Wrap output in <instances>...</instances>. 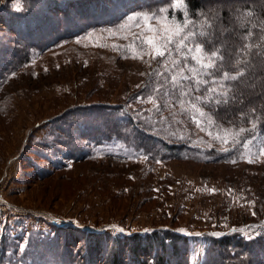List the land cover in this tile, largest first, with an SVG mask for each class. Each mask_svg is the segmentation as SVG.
Listing matches in <instances>:
<instances>
[{
	"label": "rangeland",
	"instance_id": "rangeland-1",
	"mask_svg": "<svg viewBox=\"0 0 264 264\" xmlns=\"http://www.w3.org/2000/svg\"><path fill=\"white\" fill-rule=\"evenodd\" d=\"M22 1L0 0V6L15 10ZM203 1L226 10L235 5V0ZM250 1L264 11V0ZM162 3L166 2L152 4V11L125 9L115 25L89 28L77 40L35 53L26 66L4 79L7 84L0 92V200L8 206L5 211L0 209V251L6 248V256L25 251L23 259L37 256L44 264H62L56 249L63 246L62 235L52 230L50 217L62 220L54 223L57 227L87 232L107 229L109 236L173 229L189 238L190 264H201L207 236L237 231L249 238L264 230V145L255 133L239 143L242 130L254 128L253 124L243 129L226 125L214 132L208 116L202 121L203 130L192 123L189 115L197 103L198 85L185 80L175 98L167 95L175 88L172 77L179 79L182 72L193 76L195 72L188 68L198 65L189 61L185 67L175 50L163 59H152L154 49L147 39L166 42L171 37L178 44L190 35L175 36L182 26L163 12ZM173 7L181 9L182 1L174 0ZM227 21L230 26L231 20ZM191 55L199 56L195 51ZM175 61L180 62L173 68ZM165 67L171 71L165 73ZM260 76L254 79L255 87L248 84L251 94L260 92L264 74ZM152 82V94L162 93L159 98L185 121L193 142L205 149L233 151L228 161L223 157L219 163L211 162L210 157H217L214 153L196 160L159 161L148 171L145 167L151 163L135 158L122 142L92 151L83 143L88 160L74 163L65 158L66 148L55 142L61 137L58 128L75 120L63 117L65 112L80 105L123 103L135 88ZM180 92L188 95L181 97ZM154 95L137 97L130 106H141L149 113L159 102ZM182 108L188 111L182 112ZM11 207L18 213L13 214ZM87 242L83 238L81 243ZM30 243H38L42 250ZM71 249L74 256L84 253L78 246ZM72 264L83 263L77 256Z\"/></svg>",
	"mask_w": 264,
	"mask_h": 264
},
{
	"label": "trees",
	"instance_id": "trees-1",
	"mask_svg": "<svg viewBox=\"0 0 264 264\" xmlns=\"http://www.w3.org/2000/svg\"><path fill=\"white\" fill-rule=\"evenodd\" d=\"M159 1L23 0L15 10L1 5L0 92L7 84L3 82L4 79L26 66L35 53L44 52L57 43L77 40L89 28L104 29L115 25L113 22L119 19L120 12L125 9L152 11V4ZM173 1L162 0L166 2L160 6L163 12L178 20L182 28L186 26L185 34L207 33L209 54L216 48L221 49L224 60L217 76H222L224 72L230 75L244 72L239 80L226 81L224 88H220L219 83L213 84L210 76L201 77L209 82L198 85L199 90H196L194 97L206 96L212 86L221 92L228 91L227 85L231 86L229 97H234L229 99L227 105H221L218 111L215 106L198 105L204 112L215 111L214 117L208 116L215 128L213 131L226 125L243 129L253 124L252 133L244 131L243 136L240 134L241 139H247L255 133L264 145V135H261L264 132V83L260 86V92L253 94L248 87L251 82L255 87L254 79L264 74V11L260 7H253L250 0L242 1L246 3L235 0V5L229 10L211 6L203 0H179L183 7L175 11ZM227 19L231 20L230 26ZM79 21L85 22L84 25H80ZM200 39L203 37H198L196 42ZM154 87L155 82L142 84L123 103L80 105L65 112L63 117L75 119L73 122L67 120L65 126L58 128L57 133L61 137H56L55 142L66 148L65 158L74 163L88 160V150L99 147L101 150L104 146L122 142L131 148L135 158L143 157L151 163L145 167L148 171L154 163L169 159L196 160L217 153V157H210L211 162L219 163L223 157L225 162L229 160L228 156L233 151L219 152L194 143L193 134L187 131L189 128L185 121L172 114L173 106L167 109L163 98H159L162 93L152 94ZM176 94L175 88L167 92L170 98H175ZM147 95L159 98V102L151 107V112L143 111L141 106H130L131 100ZM157 105L160 107L157 108ZM242 113L248 118L242 120ZM257 123L259 128L255 127ZM103 125L107 128H103ZM83 143H86L88 150H84ZM50 227L62 235L63 246L56 248L62 264H72L77 256L83 264H190L189 238L173 229L154 228L109 236L105 233L107 229L103 232H87L74 227H57L54 223ZM236 232L221 237L207 236L201 264H264V230L258 236L249 238ZM83 238H87L88 242L81 243ZM29 245L35 249L40 247L38 243ZM74 246L84 249V253L72 255L71 247ZM24 254L25 251L16 257L6 256L4 248L0 251V264H44L39 262L37 256L23 259Z\"/></svg>",
	"mask_w": 264,
	"mask_h": 264
},
{
	"label": "snow or ice",
	"instance_id": "snow-or-ice-1",
	"mask_svg": "<svg viewBox=\"0 0 264 264\" xmlns=\"http://www.w3.org/2000/svg\"><path fill=\"white\" fill-rule=\"evenodd\" d=\"M186 30L185 28H178L175 36L179 37L181 34ZM198 37H203V39H200L199 42L197 41ZM207 33H201V32H193L192 34L188 36H184L183 39L179 41L177 44V41L175 38H168L166 42H161L160 40L154 41V39L149 38L147 39L146 43L153 47L154 52L152 55V59L156 60L157 58H165L166 56L170 55L173 50L177 52V54H180L181 60L185 62V67H188L189 61H194L198 65L197 68H188L189 72H195V75L189 76L184 75L183 72L181 73L179 79L176 77H172V84L175 85L176 90L179 92L180 89L183 87V81L188 80L190 81L194 86L195 85H201V84H207L208 80H203L201 77H212L211 82L213 84L219 83L220 88L226 87L225 82L232 80L236 81L239 80L240 77L244 75V72L241 71L238 75H230L228 72H224L222 76H217V72L219 69L223 66V53L220 48H216L215 50H212L209 54V50L207 48ZM191 42V46H189ZM141 46H143V39L140 41ZM158 45V46H157ZM195 51L199 54V56H193L191 53ZM136 58V57H134ZM203 60H207L208 63H203ZM180 61H175L173 63V68H175V65L178 64ZM171 71L167 67H165V73ZM165 73H161V75H164ZM151 74V73H150ZM228 91L221 92L217 88H210L207 90L206 96H197L194 97V99L197 101V104L192 105V112L189 115V119L192 121V123L196 124L198 127L203 130V119L205 116H215V111L213 112H204L200 109L198 105L202 104L205 107H212L215 106V109L218 111L219 107L221 105H227L229 102V99H234V97H229L228 93L231 91V86L227 85ZM199 90V89H197ZM159 91V89H157ZM181 97L188 95L187 92H180ZM223 97V99H221ZM137 99H142V97H138ZM160 105H157V108H159ZM187 109L182 108V112H187ZM255 112V109H253V113ZM199 117V118H197ZM247 115L242 113L241 119L245 120L247 119ZM256 128H259V123L256 124ZM242 131H248L251 133L253 129H247ZM261 135H264V132H261ZM256 137H253V140H255ZM228 142V141H225ZM240 143H243V139L239 141ZM228 150V149H226ZM214 191V190H213ZM255 214V213H253Z\"/></svg>",
	"mask_w": 264,
	"mask_h": 264
},
{
	"label": "built area",
	"instance_id": "built-area-1",
	"mask_svg": "<svg viewBox=\"0 0 264 264\" xmlns=\"http://www.w3.org/2000/svg\"><path fill=\"white\" fill-rule=\"evenodd\" d=\"M0 201H1V200H0ZM7 206H8V204L6 205L5 202H3V201L0 202V209H1L2 211L7 210ZM11 208H12V207H11ZM11 208H10V209H11ZM10 211H11L13 214L18 213V212H17V211H18L17 209H13V208H12ZM50 218L52 219V222H54V223H58V224H59V223H61V221H62V220H61V221L57 222V221H54V219H55L54 217H50Z\"/></svg>",
	"mask_w": 264,
	"mask_h": 264
}]
</instances>
